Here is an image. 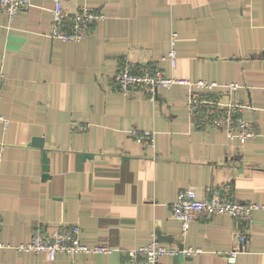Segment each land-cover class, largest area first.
I'll return each instance as SVG.
<instances>
[{"label": "crops", "instance_id": "obj_1", "mask_svg": "<svg viewBox=\"0 0 264 264\" xmlns=\"http://www.w3.org/2000/svg\"><path fill=\"white\" fill-rule=\"evenodd\" d=\"M82 4L105 18L79 41L50 35L53 0H31L12 20L0 12V112L10 119L7 129L0 123V264H124L126 250L153 235L178 250L161 264H264V210L251 222L215 214L183 234L170 208L188 187L201 199L220 188L264 203V0H64L69 14ZM127 53L167 76L217 82L210 94L222 102L237 83L231 97L257 134L195 125L182 83L159 87L154 100L121 93L114 75ZM132 129L153 130L154 146ZM36 136L50 158L46 179ZM37 223L78 224L87 244L112 250L49 260L17 249ZM181 248L198 251L180 256Z\"/></svg>", "mask_w": 264, "mask_h": 264}, {"label": "built area", "instance_id": "obj_2", "mask_svg": "<svg viewBox=\"0 0 264 264\" xmlns=\"http://www.w3.org/2000/svg\"><path fill=\"white\" fill-rule=\"evenodd\" d=\"M31 0H0V12L5 13L12 20L21 10L29 8ZM53 21L50 35L65 41H79L87 37L91 27L105 18V14L86 4L80 5L73 14L65 10L64 0H53ZM176 33H172V48L168 58L173 65L176 64V50L174 47ZM0 71V105L3 86ZM116 89L127 95L132 91L143 90L154 100L159 87H170L175 83L187 86L188 106L195 125L211 127L222 130L229 138H247L257 134L254 124L245 119L242 104L231 97L238 84H228L230 97L226 102L211 96L210 91L217 86V82L207 79H182L167 76L157 65L140 67L130 54L123 56L122 62L114 75ZM0 123L7 129L10 119L0 112ZM83 128V127H82ZM133 138L145 146H154L155 132L149 129H132ZM1 159V157H0ZM227 188H230L227 186ZM171 215L181 223L182 233L186 234L192 222L208 218L215 214H227L236 220L251 222L255 210H264V203L241 202L221 194L220 188H210L207 196L198 198L193 188H183L179 191L177 199L171 204ZM239 240L245 242L247 237L239 235ZM6 246L0 240V248ZM19 250L43 253L49 260H54L61 253L75 255L80 252H110L108 245H89L82 239V231L78 224L64 223L49 227L37 223L33 236L27 243L16 246ZM240 249L229 252V263L235 262ZM178 250L164 246L153 235L150 241L142 246L126 250L124 264H161L160 260L167 254H175ZM191 255L198 250L187 248L183 250Z\"/></svg>", "mask_w": 264, "mask_h": 264}, {"label": "water", "instance_id": "obj_3", "mask_svg": "<svg viewBox=\"0 0 264 264\" xmlns=\"http://www.w3.org/2000/svg\"><path fill=\"white\" fill-rule=\"evenodd\" d=\"M32 143L34 145H37L39 147H41L43 149V170H44V173H43V179H46V178H49L50 177V165H49V161H50V158L47 154V150L44 148V142H43V137L41 136H36L33 138L32 140ZM90 154L88 153H83V156H89ZM183 249L184 248H181V252L179 253L180 256H183Z\"/></svg>", "mask_w": 264, "mask_h": 264}]
</instances>
